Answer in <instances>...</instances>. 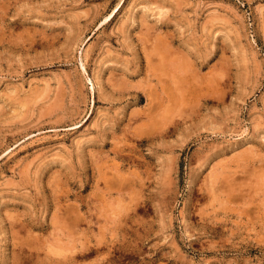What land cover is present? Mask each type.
Instances as JSON below:
<instances>
[{
	"label": "rangeland",
	"instance_id": "obj_1",
	"mask_svg": "<svg viewBox=\"0 0 264 264\" xmlns=\"http://www.w3.org/2000/svg\"><path fill=\"white\" fill-rule=\"evenodd\" d=\"M0 264H264V0H0Z\"/></svg>",
	"mask_w": 264,
	"mask_h": 264
},
{
	"label": "bare ground",
	"instance_id": "obj_2",
	"mask_svg": "<svg viewBox=\"0 0 264 264\" xmlns=\"http://www.w3.org/2000/svg\"><path fill=\"white\" fill-rule=\"evenodd\" d=\"M165 92H166V91H165ZM168 94H169V93H168ZM169 95H170V94H169ZM169 98H170V97H169ZM169 100H170V99H169ZM173 100H174V99H173ZM171 101H172V100H171ZM171 101H170V102H171ZM158 102H159V101H158ZM172 103H173V102H172ZM133 188H134V187H133ZM64 206H65V205H64ZM68 213H69V212H68ZM76 222H77V221H76ZM74 228H75V226H74ZM75 229H76V228H75ZM75 229H74V230H75ZM73 250H74V249H73ZM52 251H53V250H52ZM71 259H72V258H71Z\"/></svg>",
	"mask_w": 264,
	"mask_h": 264
}]
</instances>
